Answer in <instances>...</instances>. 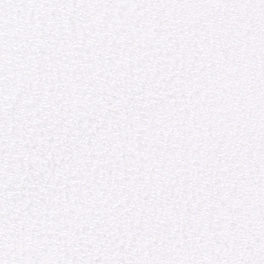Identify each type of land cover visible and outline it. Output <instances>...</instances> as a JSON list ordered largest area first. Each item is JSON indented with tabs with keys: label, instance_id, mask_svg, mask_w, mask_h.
Returning <instances> with one entry per match:
<instances>
[{
	"label": "snow or ice",
	"instance_id": "snow-or-ice-1",
	"mask_svg": "<svg viewBox=\"0 0 264 264\" xmlns=\"http://www.w3.org/2000/svg\"><path fill=\"white\" fill-rule=\"evenodd\" d=\"M0 264H264V0H0Z\"/></svg>",
	"mask_w": 264,
	"mask_h": 264
}]
</instances>
